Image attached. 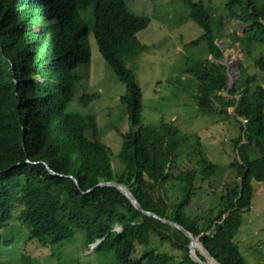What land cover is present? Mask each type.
I'll return each instance as SVG.
<instances>
[{
	"label": "trees",
	"instance_id": "trees-1",
	"mask_svg": "<svg viewBox=\"0 0 264 264\" xmlns=\"http://www.w3.org/2000/svg\"><path fill=\"white\" fill-rule=\"evenodd\" d=\"M184 2L210 54L221 60L218 22L202 0ZM225 9L246 24L245 43L264 44V2L229 0ZM147 24L148 18L127 10L125 0H0V239L12 223L28 229L27 240L43 244L84 231L86 246L101 240L97 250L113 251L110 264H174V255L157 242L180 253L178 264H198L189 255L190 239L164 219L199 237L219 264H247L234 237L251 208L252 180L264 182V90L253 88L243 64L230 88L223 63L200 62L186 70L197 80L198 109L212 111L215 95L228 91L233 98L225 102L235 107L239 126L233 143L239 159L232 163L239 179L220 196L217 214L200 226L184 210L196 183L212 176L216 165L204 158L198 169L179 170V129L140 125L142 94L124 59L137 52L136 35ZM90 33L125 85L120 100L131 127L121 135L118 170L99 139L95 115L80 111L95 95L72 84V71L91 60ZM255 64L264 72V56ZM106 181L124 184L161 219L143 214L117 187L99 185ZM169 187L180 198L173 200ZM16 264H32L31 257L19 255Z\"/></svg>",
	"mask_w": 264,
	"mask_h": 264
},
{
	"label": "rangeland",
	"instance_id": "rangeland-1",
	"mask_svg": "<svg viewBox=\"0 0 264 264\" xmlns=\"http://www.w3.org/2000/svg\"><path fill=\"white\" fill-rule=\"evenodd\" d=\"M125 1L129 12L148 18V24L136 35L137 52L124 59L142 94L140 125L160 130L169 124L179 129L184 139L177 151L179 170L198 169L204 158L216 165L212 176L196 183L195 194L184 210L203 226L206 219L219 211L220 196L226 187L239 179L232 167L235 159H239L233 146L239 126L235 107L225 102L233 98L228 91L215 95L212 111L198 109L197 80L186 70L200 62L223 63L228 68L231 87L239 77V65L243 64L246 75L253 78V88L261 86L264 90V72L255 64L259 56H264V44L244 42L247 26L228 14L225 4L229 0H202L213 22H218L214 35L223 51L221 60L210 54L203 30L190 17L191 8L184 0ZM88 40L91 60L72 71V84L79 91L82 86L81 91L95 95L80 111L95 115L99 139L110 149L113 166L118 170L121 135L131 127L127 106L120 100L125 85L100 54L91 33ZM251 183L254 189L251 208L243 213L234 240L247 264H264V182ZM169 188L173 200L180 198L178 189ZM4 234L0 239V264H16L19 255L30 256L32 264H110L116 260L113 251L97 250L99 240L94 246H86L84 231L56 244L27 240L28 229L22 224L12 223ZM155 247L174 255V264L179 263L181 255L177 250L162 242Z\"/></svg>",
	"mask_w": 264,
	"mask_h": 264
},
{
	"label": "water",
	"instance_id": "water-1",
	"mask_svg": "<svg viewBox=\"0 0 264 264\" xmlns=\"http://www.w3.org/2000/svg\"><path fill=\"white\" fill-rule=\"evenodd\" d=\"M239 65V63H238ZM236 80V78L234 79V81ZM231 82L232 83H234ZM231 86V85H230ZM53 174H57L55 172L52 171ZM99 185H111V186H115L117 187L118 189L121 190V192L132 202V204L138 209L140 210L143 214H146V215H151L155 218H158V219H161L159 218L156 214L152 213V212H149V211H146L144 210L138 203L137 199L134 197V195L132 194V192L124 185V184H121V183H118L116 181H106V182H102L100 183ZM163 220L164 222H167L169 223L170 225L178 228L179 230H181L189 239H190V244H189V255L191 257V259L193 261H195L196 263L198 264H207V258L209 256V258L211 259H214L210 253L207 251V249L204 247V245L202 244V242L200 241L199 237H195L193 234H191L189 231H187L186 229H184L182 226H180L179 224L175 223V222H172V221H168V220H164V219H161ZM197 241L203 251V255L205 256V259L206 260H202L201 258H199L195 252V250L193 249L192 247V243L193 241ZM99 242H101V240H99ZM215 260V259H214ZM216 261V260H215ZM217 262V261H216ZM218 263V262H217ZM219 264V263H218Z\"/></svg>",
	"mask_w": 264,
	"mask_h": 264
},
{
	"label": "bare ground",
	"instance_id": "bare-ground-1",
	"mask_svg": "<svg viewBox=\"0 0 264 264\" xmlns=\"http://www.w3.org/2000/svg\"><path fill=\"white\" fill-rule=\"evenodd\" d=\"M194 246V249L195 250H197V249H200L201 251H202V249H201V247H200V245H199V243L197 242V241H193V243H192V247ZM196 252V251H195ZM203 252V251H202ZM207 264H208V262H209V264H217L216 263V261L214 260V259H211V258H209V256H208V258H207Z\"/></svg>",
	"mask_w": 264,
	"mask_h": 264
},
{
	"label": "clouds",
	"instance_id": "clouds-1",
	"mask_svg": "<svg viewBox=\"0 0 264 264\" xmlns=\"http://www.w3.org/2000/svg\"><path fill=\"white\" fill-rule=\"evenodd\" d=\"M228 88H230V87H229V84H228ZM95 243H96V242H94V243H93V244H91L90 246H94V245H95ZM98 244H99V243H98Z\"/></svg>",
	"mask_w": 264,
	"mask_h": 264
},
{
	"label": "built area",
	"instance_id": "built-area-1",
	"mask_svg": "<svg viewBox=\"0 0 264 264\" xmlns=\"http://www.w3.org/2000/svg\"><path fill=\"white\" fill-rule=\"evenodd\" d=\"M115 229H116V230H118V229H119V227H118V226H116V227H115Z\"/></svg>",
	"mask_w": 264,
	"mask_h": 264
}]
</instances>
